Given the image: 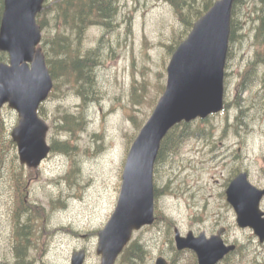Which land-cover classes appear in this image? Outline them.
Returning a JSON list of instances; mask_svg holds the SVG:
<instances>
[{
  "label": "rangeland",
  "instance_id": "1",
  "mask_svg": "<svg viewBox=\"0 0 264 264\" xmlns=\"http://www.w3.org/2000/svg\"><path fill=\"white\" fill-rule=\"evenodd\" d=\"M116 4L111 25H89L82 42V52L96 50L100 60L90 99L85 103L70 84L60 80L43 105L49 144L53 139L69 140L73 148L69 154L51 152L32 174L24 166L25 173L32 175L25 200L42 206L48 214L38 249L30 252L32 264H71L73 253L82 250L87 255L85 264H101L98 234L115 211L128 152L167 85V68L182 36L173 8L165 0H116ZM256 16L254 6L244 8L242 28L232 49L230 45L225 81L229 108L188 124L185 136L189 132L190 137L180 150L170 152L167 147L156 163V220L135 232L131 242L143 245L144 264H156L159 257L169 264H195L190 251L176 249L175 228L186 235L222 222L234 240L254 236L238 228L226 190L241 171L248 172L254 184L264 186L261 66L255 68L249 89L242 91L245 69L263 48L256 38ZM51 17H45L50 19V38L56 33ZM58 26L63 29L62 22ZM65 113L82 116L83 130L76 135L57 130L55 125ZM2 117L11 135L19 117L8 107ZM12 157L8 152L0 172V263L14 260ZM118 263L133 264L126 258Z\"/></svg>",
  "mask_w": 264,
  "mask_h": 264
},
{
  "label": "water",
  "instance_id": "2",
  "mask_svg": "<svg viewBox=\"0 0 264 264\" xmlns=\"http://www.w3.org/2000/svg\"><path fill=\"white\" fill-rule=\"evenodd\" d=\"M237 0H217L196 21L191 33L173 53L167 68V85L151 117L134 141L122 175L114 213L98 234L101 264H116L133 233L155 222L154 171L163 140L179 124L205 120L225 107V75L230 49L232 16ZM46 0H4L0 26V118L5 106L18 114L12 131L20 163L37 169L49 156V126L39 115L54 88V80L41 48L42 28L37 22ZM227 202L237 213L241 228H251L264 242L260 203L264 190L241 172L230 183ZM178 251L193 250L198 264H217L235 249L226 247L221 234L207 239L175 229ZM86 251L75 252L71 264H85ZM156 264H168L163 257Z\"/></svg>",
  "mask_w": 264,
  "mask_h": 264
},
{
  "label": "trees",
  "instance_id": "3",
  "mask_svg": "<svg viewBox=\"0 0 264 264\" xmlns=\"http://www.w3.org/2000/svg\"><path fill=\"white\" fill-rule=\"evenodd\" d=\"M165 1L173 8L182 26V36H180L178 41V44H180L184 39V35L188 36V33L192 30L194 23L209 11L217 0ZM51 2L50 0L46 1L43 12L38 16V23L44 32L41 46L55 82L54 90L59 88L60 80H62L64 84H70L78 96L86 103L90 99V94H93L95 66L100 63V60L96 50L88 51L84 54L82 52V42L89 25L101 24L105 27L111 25L117 15L116 0H54L52 4ZM246 6H254L256 8V18L259 21L256 27V38L263 45V48L257 52L255 60L249 63L245 69V78L242 82L243 92L251 86L250 78L253 79L252 76L257 66L262 67L258 75L264 83V0L236 1L233 9L230 45L232 49L236 41V33L242 28L243 10ZM3 12L4 0H0V26ZM51 15V20L55 22L56 33L50 38L47 35V21H50V19L47 20L45 17L50 18ZM59 22L63 23V29L59 28ZM173 49L171 47L172 51ZM8 61V54L0 52V62ZM229 106L226 103V109ZM39 114L42 117H46L43 107H41ZM83 124L84 118L82 116L65 113L59 119V125H55V128L69 132L70 135H76V131L83 130ZM187 128H189V125L182 123L170 131L162 142L157 163L162 159L167 147H169L170 152H178L180 150L184 142L190 137L189 132L185 136V129ZM182 129L181 134L180 131ZM51 146V152L53 153L69 154L73 148L69 140L62 141L60 139H53ZM8 152L13 155L11 180L14 186V198L10 211V220L14 260H6L0 264H32L30 252L32 249H38V242H40L45 227L42 226L48 214L42 206L34 203L29 204L25 200V189L32 175H29V171L25 173V167L19 163L17 145L7 131L2 118L0 119V172ZM15 162H17V167L14 165ZM30 171V174H32L34 170L31 169ZM125 258L128 259L129 263L135 264L137 261L143 263L145 260L143 245L139 241L130 244L121 255L120 260Z\"/></svg>",
  "mask_w": 264,
  "mask_h": 264
},
{
  "label": "flooded vegetation",
  "instance_id": "4",
  "mask_svg": "<svg viewBox=\"0 0 264 264\" xmlns=\"http://www.w3.org/2000/svg\"><path fill=\"white\" fill-rule=\"evenodd\" d=\"M250 179V177H249ZM251 181V179H250ZM251 183L256 186L260 190H264V186H259L254 184L252 181ZM260 209L264 214V197L260 203ZM236 218V224L238 228H241L237 223V213L233 208ZM264 219V215H263ZM243 230H250L254 233V231L250 228H246ZM192 233L193 236L199 237L201 234H205L207 239H211L214 236H218L221 234V238L224 242L226 247L234 246L235 249L228 254H226L217 264H264V242L254 233V236L249 238V240L244 241L237 237L236 240L232 239L230 236V229L228 226L224 225L222 222L217 223L212 229L204 230L200 232V230L192 229L188 233ZM193 259L194 263L198 264L197 255L193 250H189Z\"/></svg>",
  "mask_w": 264,
  "mask_h": 264
}]
</instances>
